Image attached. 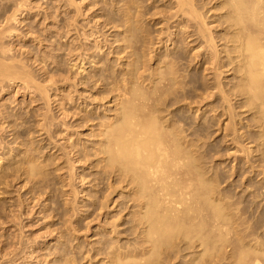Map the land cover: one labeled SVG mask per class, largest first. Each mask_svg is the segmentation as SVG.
Here are the masks:
<instances>
[{"label":"bare ground","instance_id":"1","mask_svg":"<svg viewBox=\"0 0 264 264\" xmlns=\"http://www.w3.org/2000/svg\"><path fill=\"white\" fill-rule=\"evenodd\" d=\"M134 1L135 0H125V2L122 1L123 3L120 4L121 6H119L122 8L121 11L123 10L122 13L120 14L121 19H120V16H118L119 19L122 21L121 22L119 20L121 23V24L120 23L119 24L123 27V29H121L122 34H120L121 38L119 37L120 42L122 41L123 44L121 45V43L118 41L120 43V44L118 43L120 45L119 52H121V53L123 52L125 54V57H129L131 59V60L129 59L130 60L129 63H128V61L126 62V63H128L126 66L128 67L129 71L126 70V71L122 72L123 74L121 73L122 74L121 77H119L116 74L117 75L116 77L125 81L124 83H126L128 85L127 90H126V87H125V90H123V88L120 87L122 90L121 92L125 91V96L123 93L122 96H124V97H120V98L118 97L117 98V101L115 102V107L113 104L109 103L110 105H108V106H113L114 108H112L111 110L108 109L110 112L109 115L102 116V118H99L100 120L97 119L98 122L96 124H97L98 129L94 133L92 132L93 136H96V137L91 139L89 144H86L83 142V144H80V146L78 145L79 148H77L76 150L74 148H76L77 146L74 145L75 143L72 142L73 140L70 141V137L73 134L72 132L74 131V133H75V130L72 129L73 131L71 132V128H68V124L66 126L65 123L63 122L65 127H63L60 132L61 133L63 132V134L67 138L65 140V141H67L66 144L62 146L64 148L63 149V151H64L63 155L66 156V158H65L66 160L64 159L63 161L64 162L67 161V166H66L67 170L63 168L64 164L60 160L61 156H58L56 154L55 155L51 154L50 156L46 157V159L44 161H41V160L38 161V160H35L37 158L33 159V155H32L33 151L31 152L32 154H29L28 151H27V153L22 152V154H19L16 152L17 155H14L15 157L12 159H10V157L12 155V152L14 150H16L15 147H13V149L9 147L10 148V149L8 148L9 150L8 149H7V151L5 150V153H7L6 157H5V153L1 151L2 153H0V195H4V196H2V198L5 197V195H9V194H7L6 188H8L7 185L9 183L8 181H10L9 180L10 176H13L15 174H19V175L22 174V175H24L25 180H31V179L33 180L34 178H39L40 181L39 180H33V181L34 182L35 181L41 182V183H39L40 187H38L36 189L33 186L36 190L33 191L32 187L29 190V191H31V194L33 193L32 198L35 199L34 200L35 203H37L36 201L41 200L40 198H42L43 203H40L41 206H40V204L37 203L40 206L39 212H43L44 208L48 207V210L46 209V211L48 213L47 212L46 213L51 214V215H49V217L53 215L52 212H54V211H55L54 215H57L56 210L59 211L58 208L61 206V204L58 201H56L57 195H56V197H53V194L51 195L55 199V200H53L51 198V196L49 195V193H48L49 196H47V194H46L49 191L51 192L50 184L52 185L53 180H54V179L52 180V178H51L52 176L51 177L49 176L50 180L52 181V182L49 181V182H51L49 184V182L47 181V180H49V177L48 178H46V177H47V175H51L52 173H53L52 175L55 176L56 173H54V172H57V179H58L57 182L59 183V187H58L59 197L61 196V198H62V210L60 209V211H59L62 213V215L59 216V218L62 216L66 217L65 219L63 217H62L63 219L60 218L62 221L64 220V222H63L64 227L66 225L64 231L67 230V233L68 234L70 233L73 236L74 234H77L78 231H81V228H82V227H80V226H82V224L80 225V223L79 224L75 223L76 222V221H74L75 218L79 217L81 215H84L86 213L85 212L84 214H82V212H84L82 209V206H84V204H81V202L84 200L83 196L87 195L89 197L88 204H86V205H88L87 208L90 207L89 212L91 214L89 212L88 213L93 216V218H91V220L93 221V220H95L96 217H97L96 220H98V217H100V215H103V212L105 209H110L109 207L106 208L107 204H108L106 202L107 201L110 202V200H108V198L112 197L111 193H114L116 191V194H117L116 200L114 199L115 200L114 201L113 198L112 199L110 198L111 201L112 200L114 201L113 205L114 204L120 205V209H118L117 212H119V210L124 211L127 209V213L129 215V218L125 220L126 223H128V225H126L127 227H125L124 229L121 228V230H119V232L121 234H122V232H124V233L128 232L131 236L132 235L134 236V241L132 240L133 238L131 239V241H127V242H126V240H128V239L124 240L125 241L124 242V241H121V239H119V237L116 238V236H119V234L116 233L118 229L116 228L117 230L115 232L114 231L115 229L113 228L112 229L113 231H111V232H114V234H117L115 236V238L109 237L110 239H108L104 236L105 239H103V241H102V240H100L101 239L100 237H102V236H100L99 240L102 241V243L100 241H98V242H100V243H98L99 245L95 246L94 249L91 248V249H93V251L89 249L90 251H92V254L90 253V256H89L90 261H92L93 258L97 259L98 263H96L94 261V264H264V262H262V261H264V240L259 239L262 236L261 237L257 236L259 234V232H257L256 229L254 228L255 225L253 228H251V229L249 228L250 229V230H248L249 232L248 231L245 232L246 231V229H245L240 233V231L245 228V226H242L241 224L251 227V224H250L251 219H249L250 221L247 220L246 223L249 222L248 224H246V223L244 224V222L246 221L244 219L245 217L243 218L244 219L243 221L239 220L242 217L238 216L239 215L238 210L234 209V211L235 210L237 211L236 212L237 215L233 214V213H235L233 211V208H238L241 205V203L238 207H235L238 203L235 202L236 200L234 201L236 204L232 201L235 205H231V206H234L231 209L230 208L231 206L229 204L231 200L229 202L227 200H229L228 198L231 199V196L234 193L233 194L231 193L232 195H229L230 193L227 194L228 197L226 196L227 199L224 200L223 199L224 197L221 194L223 193V195H225L226 192H223L224 189H222V191H221L219 188V183L220 182L222 183L225 180L224 181L220 180L219 182L214 181L213 177H215V174L214 175L212 174L213 177H211L212 175H206L205 168L202 166V163H201V165L199 163V161H201L202 157L200 156L201 159H199L200 157L198 158L199 154H197V153L199 152V150L201 148L197 152L198 148H196V145H198V144H196V142H198V141L194 142V140L197 138V136H195V134L198 135V133H196V132L198 130L199 131L201 130L200 126L202 124L200 125V123H199L198 126L200 129L197 127L198 130L195 129L196 132L193 133V132L188 130V128H190L191 125L188 124V126L186 128H183V125L185 126V122H184L185 120L182 121V119H179V118L175 119V117H174L175 114L173 115L175 120H173V117L171 115V114H173L172 112H171V114H169V115H171L172 119L162 115L163 112H161L162 108H160V106L162 105L161 107H164L166 104L164 105V104L160 103V106L158 104L159 101L161 100L162 95H166V96L168 95L169 96L168 93H171V91H173L174 93H177L174 90L176 88L175 86L178 83L177 82L178 76H176V73H175L176 71H178V66H177V69L174 68L175 69L174 70L173 65L174 66L177 65L178 62L175 63L176 59L182 58V54H181L182 49L181 48L183 47V50H184V48L186 46L189 47V51L193 50V52H191L193 54L192 55L193 60H195V59H197V61L199 60L200 66L205 64V67L203 70L204 71H206V70L212 71V76H213L211 83L206 84V86L204 85L205 87H203L204 88L203 92L198 96L199 100H202L204 98H209V97L211 98V96H213V95L214 96L216 95L217 99L219 98V101H221V102L218 103V105H217L218 107H216L214 109V112L217 111V109H219L218 115L222 116V117L224 116V118L227 119L224 126L221 128L222 131L227 130V132H225V137L227 138L226 141L229 140L230 142L235 143L237 145V148H235L234 153L236 150L242 152L241 154H239V152L237 151L238 156L242 155V154L244 156L245 165H246L247 169L249 168V170L245 169L247 172L251 171V173L253 174L255 172L257 173L260 171H264V0H198V1L197 0H173V7L175 8V11H173L172 15L169 12V14L171 15V16L169 15V17L175 18V21L178 22L176 24L177 29H175V31H172V30L169 31L168 33H166V34H168V36L167 35L166 36L168 37L167 41H170V43L177 45V42H179L180 44H179L178 48H177V46L175 47V48H177V51H175V49H174L175 53L172 51L173 53L169 52V54H161L159 56V58L155 57L156 58L155 59V65L152 67V69L150 68L151 71L149 70L152 74L151 75H150V73L147 74L148 77L151 76L150 81H148L149 78L147 76H146V78H148V80L144 76H141L143 73H141V75H140V73L139 74L137 73V75H136L138 68H143V66L141 67V65H140V67H138L139 63L144 64V61H146V60L143 61L144 58L142 59V55H143L142 51H143L144 42H143L142 38H140V37H142V36H140V35H142L141 34L142 29L140 30V27H139L141 25L138 24V22H139L138 11L139 10L137 7L140 6L141 4L137 6V2L136 1L134 2ZM74 2H75V0H74ZM118 2H120V1H118ZM69 3L70 2H68L67 4H69ZM134 3H136V4H134ZM78 5H79V3H78ZM78 5H76V6H78ZM25 6H26L25 0H11V1L0 0V12L4 11L6 8H8V12H9V13H7V11L6 12L4 11L5 16L2 14V17L3 16L4 17L2 20H0V92L3 91L5 87L7 89V87L13 85L14 83L17 84V82H19V81H20V84H22V85L19 84V86H21L20 88H23L26 90L31 88V86L29 84L31 81V75H30L29 71L27 70L28 66H26L24 63H21L20 60L18 61L17 58H15V55L13 56L12 45L4 42L5 40L3 39L4 37H6V38L11 37L12 38L14 36H18V32H19V34L22 33V31H20L17 28L16 24H19V25L22 24L21 20L18 19V15H22V12L24 11L22 9V7H25ZM9 8H10V11H9ZM171 8H172V6H171ZM212 10H217L218 12L216 11L217 13H214L212 15L211 13H209L210 11L213 12ZM162 17H163V15H162ZM137 20H138V22H137ZM214 21L217 23V25L214 26V24H215L214 23L213 27H212V24H210V23H212ZM70 23L71 22H68L66 24V26L69 27L71 25ZM109 23H110V21H109ZM73 24H75V23H73ZM104 25H105V23H104ZM114 26H116V25H114ZM114 26H113V28H114ZM139 30H140V35H139ZM25 33H27V31ZM67 33H69L68 30L66 31L65 34L68 35ZM24 34H22V37ZM30 35L32 36L31 31H30ZM66 35H65V37H66ZM88 35H92V33L91 34L89 33ZM85 37H87V36H85ZM172 37H174V38H172ZM2 39L4 41H2ZM144 39H145V37H144ZM115 40L117 41L118 39H115ZM159 41L160 40L158 39L157 42H159ZM162 46H163V44H162ZM146 48H147V46H146ZM186 48H185V50H186ZM48 49H49V47H48ZM71 49H72V47H71ZM202 49L204 51L203 52L201 51L202 52L201 53L200 50H202ZM75 50L77 51L78 49H75ZM85 50H87V49H85ZM80 51L81 50H79V53H80ZM84 52H86V51H84ZM83 54L85 55L86 53H83ZM118 54H120V53H118ZM43 55H45V54H43ZM81 55L82 54H78L74 58V59L80 61V63H81V64H79L80 66L84 65L83 60H82L83 57ZM152 56H150V57H152ZM88 57H87V59H89ZM93 59L94 58L92 56V59H90V62L93 61ZM100 59L101 58H99V60H96V61L101 62ZM150 59H152V58H150ZM76 60L73 62L71 67L76 65ZM140 60L143 62H141ZM96 61H94V62H96ZM102 61L105 62L104 60H102ZM101 63H99V64H101ZM103 68H104V66H103ZM102 70H105V69H102ZM139 71H140V69H139ZM141 71H142V69H141ZM152 71H154V72H152ZM80 72H82V71H80ZM98 72L101 73V70ZM105 72H109V71L105 70ZM105 72H104V74L108 75V73H105ZM112 72L113 71L109 72L110 76L113 75V74H111ZM101 74L98 75V73H96V76L98 75L97 78H96L95 74L94 75L91 74L92 75L91 77H95L94 82L91 80L93 82V84L95 83V81H97L99 79H100L99 81H101V79L104 76V74L103 75H101ZM138 75H140L141 77H144L145 81H147L150 84L149 87H148V85L146 86L149 88L148 90H147V88L145 89L144 87L143 88L141 87L142 83H140V85H139V82H141V81H138V79L140 80V76H138ZM227 75H232V77L229 79L230 81L225 80L226 82H224L223 79ZM110 76L108 75L109 78H110ZM49 77H51V76H48V79H49ZM85 77L86 76H84V78ZM104 78H106V76H104ZM141 79L143 80V78H141ZM88 80H87V82H88ZM102 80H104V79H102ZM32 81H33V79H32ZM116 81L117 80H115V84H117V87H119L118 86L119 82L116 83ZM98 82H97V84H98ZM77 83H76V85L78 86ZM80 83H84V82L80 81ZM101 83H104V82L102 81ZM85 84L86 83H84L83 85H85ZM91 84L89 83V85H91ZM121 84H123V83H121ZM126 84H124V85H126ZM89 85H85V86H89ZM113 85H114V82H113ZM124 85H120V86L123 87ZM85 86H83V87H85ZM97 86L99 87V85H97ZM105 86H106V84H105ZM114 86L116 87V85H114ZM109 87L111 88L112 86H109ZM74 88H75V85H74ZM47 89L45 88V89H43L44 91L43 90H41V91L42 92L46 91L45 95H46V99L48 100L50 94H47ZM181 89L182 90L184 89L183 86L181 87ZM32 90H34V89H32ZM102 90H101L102 92H104L106 94L108 93V96L110 95V93L113 94L112 91H114L112 89H107V90L102 89ZM182 90H180V91H182ZM25 91L23 90V92H25ZM115 91H116V89H115ZM118 91L119 90H117L116 93L115 92L114 93L117 94ZM184 91H187V90H184ZM34 92H36V91H34ZM121 92H119V93H121ZM173 92H172V94H173ZM98 93L100 94L101 92H98ZM182 93H178V94H182ZM101 95H104V94H101ZM166 96H165V98L168 97V96L167 97ZM174 96L175 95H173L172 98H174ZM178 96L180 98L181 95H178ZM182 96H184V97H181L182 99H180V100L181 101L182 100L187 101L186 102V104H187L186 108L189 110V108H191V105L195 104V102H196L194 99L195 97H191V96H187V95H182ZM196 96H197V94H196ZM79 97H81V96L79 95ZM82 97H83V95H82ZM96 97H97V95H96ZM100 97L102 98V96H100ZM105 97H106V95H105ZM105 97L102 98L104 101H105V99H107ZM101 98H100V100H102ZM170 98H171V96H170ZM83 99H85V97H83ZM40 100H42V98ZM95 100L97 101L98 99H95ZM95 100H94V102H95ZM103 100H102V103L104 102ZM165 100L166 99H164L163 102H166ZM171 101H172L173 105L175 102L179 103V100L176 97H175V99H171L170 102ZM212 102H213V100H212ZM48 104H49V102H48ZM173 105L170 104V106L169 105L168 106L171 107ZM48 107L50 108V105ZM176 107H178V106H176ZM171 108L173 109V107H171ZM84 109H86V108H84ZM167 109H169V108H167ZM180 109H181V107H180ZM198 109L199 108H197L196 111ZM90 110H91V108H90ZM169 110H171V109H169ZM176 110H179V108L178 109L176 108ZM61 111L62 110H60V112ZM165 111H167V110L165 109ZM82 112H84V111L82 110ZM0 113H1V117H3L4 115L2 113H4V112H0ZM46 113L44 112L41 114L40 113L35 114L39 118H37V120H35L37 122H34V123H36L37 129H35V131H34V129H32L33 130V131L31 130L32 132L36 133V131H37V132H40V134L44 132V129L47 126L46 121H45V119H47ZM62 113L65 114L64 112H62ZM94 113H95V111H94ZM107 113L108 112H106V114ZM179 113H180V111H179ZM179 113H176V115ZM203 113H205V112H203ZM85 114L86 113L82 114L84 116H82L80 121L78 118H76V120L72 121V122H74V121L78 120L77 122H75L76 125L69 122L71 124V126H69V127L76 126V127L80 128V126L81 125L83 126L84 123L86 125L90 124V123H88L90 120L88 118L91 117V115H89V117H85L86 116ZM165 114H166V112H165ZM11 115H13V113H11L10 115H6V117L11 116ZM65 115L67 117V114H65ZM1 117H0V119H1ZM6 117L4 116V119ZM18 117H20V116H18ZM10 118L13 119L14 117L11 116ZM10 118H8L7 120L9 121ZM15 120H11V121L14 122ZM50 120H53V119H50ZM223 121L224 120H222V122ZM95 122H96V120H95ZM34 123H32V124L35 125ZM12 124H10V121L7 122L5 128L10 127V129H11L10 131H12L10 133V134H12L11 139H13V144H16L18 136H17V134H15L16 132L13 130V128H15V126H17V124L15 122H14V124H16L15 126H13ZM91 124H93V123L91 122ZM0 125H2V123ZM49 125H52L51 122ZM58 126L60 127V124ZM94 126L96 128V125H94ZM94 126H92V127H94ZM1 127H4V126H0V128ZM76 127L75 128L72 127V128L76 129ZM192 128H190V130H194V128H196V127H194L193 129ZM219 128H220V125H219ZM41 130H43V132ZM187 130L191 134L193 133L196 138L195 137H194V139L188 138L189 135H191V134H189L187 136V132H186ZM18 131H17V133H18ZM47 132H49V131H47ZM28 134H29V132H28ZM37 134H39V133H37ZM63 134H60V135L64 136ZM3 135H5V134H3ZM45 135H46V132H45ZM192 135H191V137H192ZM49 136L51 139V135H49ZM57 136H59V135H57ZM222 136H223V134H222ZM19 137H20V134H19ZM3 139H5V138L3 137ZM24 139H22V140H24ZM42 139L43 138H38L35 140L40 142ZM60 139H61V137H60ZM14 141H16V142H14ZM3 144H4V141H3ZM77 144H78V141H77ZM228 144H230V143H228ZM7 145H8V142H7ZM11 146H12V144H11ZM53 148H55L54 145L49 149H53ZM19 149H20V147H19ZM60 149H61V147H60ZM0 150H1V148H0ZM37 152H38V150H37ZM253 152H255V153L252 154ZM59 155H61V154H59ZM238 156L235 155V157H237V158H238ZM243 156H242V159H243ZM252 156H256V157L258 156V157L257 158L254 157L255 158L254 159V158H252ZM5 159L6 160L8 159V161L9 160H11V161L10 162L7 161L8 163L5 162L6 166L4 168H2V165L4 166L3 160H5ZM233 159L234 158H232V160ZM236 163H238V162H236ZM240 165H241V163H240ZM240 165L235 166L236 170L238 169L240 171L241 168H243V166L245 167V165H243V166H240ZM78 166H79V168H82L80 170V172L78 170ZM84 167H88V169L90 168V170H91V171L89 170L90 171L89 175L91 176L92 179L89 178L88 181H90V180H93V181H91L92 186L90 187L89 191L88 190L86 191L85 176L88 174H86V173H85L86 175L84 174V172H83ZM62 169H64L63 172H65V170L67 171V172H65L66 173L65 176H62L64 173L60 172ZM212 170H213V168H212ZM87 173H88V171H87ZM230 173H232V172H230ZM258 174H262V173L260 172ZM54 176H53V178H56ZM218 176L216 175V178ZM220 178L221 177H219L218 179H220ZM76 179L78 182H80L79 188H77V186L75 187V185L73 184L76 181ZM33 181H32V183H34ZM222 186H220V187L222 188ZM260 187H262V186H260ZM46 189H49V191ZM262 189H264V187L259 189V192H262ZM225 191H227V190H225ZM245 192L247 193V191H245ZM257 193H258V191H257ZM79 194H80V196H78ZM16 195H17V193H16ZM261 195H262V197H264V192H262ZM261 195H259V196H261ZM236 197H237V194H236ZM118 198L119 199L121 198L120 199L121 201L119 200V202H118V200H117ZM233 199H235V198H233ZM262 199H264V198H262ZM18 200H19V197H18ZM48 200H49V203H47ZM225 201L229 204V205H227V203L225 204V205H227V207H229V209L224 205ZM238 201H241V200H238ZM79 203H80V205H79ZM245 203H247V202H244V204ZM244 204L241 205L242 208L243 207L245 208V206L246 205L248 206V204L250 205V203H248L246 205H244ZM247 206H246V208H247ZM23 207H24V205H23ZM249 207L251 208L252 206H249ZM246 208L244 210H246ZM247 209L248 210H246V211L248 212L250 209L249 208H247ZM251 210L253 211V214H254L253 208ZM251 210H250V212H251ZM71 211L73 212V214L68 213ZM241 211H240V213H241ZM108 212H109V210H108ZM243 212H242V214H240V216L241 215L245 216L246 213L244 212V215H243ZM121 213H123V212H120L119 214H121ZM259 213L264 215V213H261V212H259ZM93 214H95V215H93ZM251 214L252 213H250V218H252L254 216L253 214H252L253 216ZM13 215H14V213H13ZM247 215H248V213H247ZM247 215H246V218L248 219ZM257 215H259V214H256V216ZM23 216H24V214H23ZM46 216L47 215L45 214V217ZM94 216H96V217L94 218ZM81 217H83V216H81ZM117 217H119V216H117ZM262 217H264V216H262ZM253 218L255 219V217H253ZM4 219H7V217ZM258 219H261V218L258 217ZM47 220H49V219H47ZM11 221L12 220H10V223H11ZM62 221H61V224H62ZM261 221L258 223L264 224V220H261ZM85 222H87V221H85ZM103 222H105V221H103ZM256 222L257 221L255 220V222L252 223V225L257 224ZM0 223L3 225L2 221ZM115 224H113L114 227H115ZM108 225L110 226V224H108ZM62 226H63V224H62ZM86 226L89 227V225H86ZM239 226L244 227V228H238ZM257 226H259V225L257 224L256 228H257ZM260 226H264V225H260ZM79 227H80V229H79ZM88 227H87V229H88ZM258 228H260V227H258ZM252 229H255V230H252ZM260 230L261 229H259V231ZM50 231H52V228ZM250 231H251V233H250ZM252 231L253 232L256 231L255 233H257V235L255 233H254V235H252L253 234ZM244 232H245V234H243ZM261 233H264V232H261ZM78 234H79V232H78ZM129 234H127V235H129ZM22 235H23V232H22ZM130 235H129V237H130ZM262 235H264V234H262ZM58 236L60 237V234ZM109 236H111V235H109ZM36 237H37V235H36ZM124 237H127V236L125 235ZM262 239H264V237H262ZM56 240H58V239H56ZM71 240H69V241L71 242ZM78 244H79V242H78ZM71 245L73 247L72 242L70 243V246ZM70 246L67 245L66 246L67 248H65V246H64V248H60L58 246L57 247L58 249L55 246L57 251H54V256H56L55 252H57L56 259H57L58 264H74L73 262H75L74 261L75 258L70 259V255L72 253L68 256V254L72 251V250L71 251L69 250ZM61 247H63V245ZM3 249H5V248H3ZM78 249H76V250H78ZM81 250H82V248H81ZM67 251H68V253H67ZM80 253H82V252H80ZM80 255L83 256V259H84V255H82V254H80ZM80 255H77V256H80ZM87 255H89V253ZM54 256H53V260L56 262ZM81 256H80V258H81ZM1 261H2V259H1ZM77 261L78 260H76V262ZM90 261H88V262H90ZM79 263H80V261H79ZM92 263H93V261H92ZM76 264H78V263H76Z\"/></svg>","mask_w":264,"mask_h":264},{"label":"rangeland","instance_id":"2","mask_svg":"<svg viewBox=\"0 0 264 264\" xmlns=\"http://www.w3.org/2000/svg\"><path fill=\"white\" fill-rule=\"evenodd\" d=\"M3 1H5V0H3ZM9 1H11V0H9ZM110 1L109 0H84V1L83 0H79V1L75 0V2H74V0L73 1L72 0H25L26 6L22 7V9L24 11L22 12V15H18V19L21 20L22 24L21 23H20L21 25L16 24L17 28L20 31H22V33L19 34V32H18V36L19 37L18 36H14L12 38L11 37L10 38L9 37L8 38L4 37L3 39L5 41L3 39H2V41L12 45V54H13V56L15 55V58H17L18 61L20 60L21 63H24L26 66H28L27 70L29 71V73L31 75V81H32V79H33V81L32 82L30 81L29 84H30L31 88H29L28 90L20 88L21 86H19V84H20V81H19V82H17V84L14 83L13 85L7 87V89L5 87L4 90L0 92V109H1L0 112H4L2 114L5 117H6V115H10L11 113H13V115H11V116L14 117L13 119L10 118L11 116H7V117L10 118L9 119L10 124L13 123L12 124L13 126H15L17 124V126H15V128L17 130L15 128H13V130L16 132L15 134H17V136H18L17 142L14 141V142H16V144H13V139H11L12 134H10L12 131H10L11 130L10 127L9 128L8 127L5 128L7 122H9L7 120L8 118L6 117L5 118L6 120H5L4 116L1 117V113H0V117H1L0 124L2 123V125H0V126H4V127H1L2 129L0 128L1 129L0 130L1 131L0 132V144H1L0 145V148H1L0 153H2V152L5 153V150L7 151V149L9 147L12 148V149H13V147H15L16 150H14L12 152V155H11L10 159L14 158L15 157L14 155H17V153L22 154V152H26L27 153V151H28L29 154L33 153L32 154L33 155V159L37 158L35 160H38V161H40V160L44 161L46 159V157L50 156L51 154H54V155L56 154L58 156H61L60 160L63 162L64 165L62 163L61 164L64 166L63 168L67 170V167H66L67 166V161L66 162L63 161L66 158V156L63 155L64 154V151H63L64 148L62 147L63 145L66 144L67 141H65V140L67 138L63 134V132L62 133L60 132L61 129L63 127H65L64 123H65L66 126L68 124V128H71V132L73 130H75V133H74V131L72 132L73 133L71 135L72 138L70 137V141L73 140L72 142L75 143L74 144L75 146H77L76 148H74L75 150L77 148H79L78 145L80 146V144H83V142L86 143V144H89L91 139L96 137V136H93L92 132L94 133L98 129L97 124H96L98 122L97 119L102 118V116L109 115L110 112H109L108 109L111 110L112 108L115 107V102L117 101V98L125 96V91L121 92L122 91L121 88H123V90H125V87H126V90H127L128 85L126 83H124L125 81L121 80L120 78H118L116 76L118 75L119 77H121L122 74H123L122 72L128 70V67L126 65L131 60L129 57H125V54L123 52L122 53L119 52V50H120V48H119L120 45L119 44L120 43H121V45L123 44V42L122 41L120 42V39H119V37L121 38L120 34H122V32H121L122 30L121 29H123V27L120 25L121 24L120 23V21H121L120 20L121 19L120 14L122 13L123 10L121 11L122 8L119 7V6H121L120 4L123 3L122 1L125 2V0H118L121 3L118 2L117 0H114V1L110 0ZM135 1L137 2V6L141 4L140 6L137 7L138 10H139L138 11V20H139V22H138V20H137V22H138L139 25H141L139 27H140V30L142 29V31H141L142 35H140V30H139V35L142 36L140 38H142V40L144 42L143 51H142V54H143L142 55V59L144 58L143 61L146 60V61H144V64L139 63L138 67H140V65H141V67L143 66V68H138V71L136 72V75H137V73L138 74L140 73V75H141V73H143L144 75L142 74L141 76H144L146 78L147 74H149V73H150V75L152 74L150 71H151L152 67L155 65V59L157 57L159 58V56L161 54H169V52L173 53L174 49H175V51H177V48H178L180 43L177 42V45H174L173 43H170V41H167L168 34H166V33H168L171 30L175 31V29H177L176 24L178 22L175 21V18H170L169 17V15H170L169 12L172 15L173 11H175V8L173 7V0H135ZM68 2H70V3L67 4ZM78 3H79V5H78ZM134 4H136V3H134ZM76 5H78V6H76ZM171 6H172L173 9L171 8ZM4 11L5 12L7 11V13H9L8 12V8H6ZM4 11H2L3 13L0 12V14H1L0 15L1 19L0 20H2L3 17L5 16L4 15L5 14ZM9 11H10V8H9ZM212 11L213 12H211V11L209 12L212 15L214 13L218 12L217 10H212ZM2 14L4 15L3 17H2ZM162 15H163V17H162ZM118 16H120V19H119ZM109 21H110V23H109ZM68 22H71L70 23L71 25L69 27L66 26V24ZM73 23H75V24H73ZM104 23H105V25H104ZM210 24H212V27H213V24H214V26L217 25V23L215 21L210 23ZM114 25H116V26H114ZM113 26H114L115 29L113 28ZM67 30L69 31V33H67L68 35L65 34ZM26 31H27V33H25ZM30 31L32 33V36L30 35ZM89 33L90 34L92 33V35H88ZM22 34H24L25 36L23 35V37H22ZM65 35H66V37H65ZM85 36H87V37H85ZM144 37H145V39H144ZM172 38H174V37H172ZM115 39H118V40L116 41ZM158 39L160 40L159 42H157ZM162 44H163V46H162ZM146 46H147V48H146ZM176 46H177V48H175ZM48 47H49L50 50L48 49ZM71 47H72V49H71ZM84 48L87 49V50H85ZM185 48H184V50H183V47L181 48L182 49L181 50L182 58L181 59L179 58L181 61L179 59H176L175 63H177V62L178 63H177L176 66L173 65V69L174 68L177 69V66H178V71H176V72L174 71L176 73V76H178V78H177V80H178L177 81L178 82L177 85L178 86L176 85L175 86L176 88L174 87L175 88L174 91L177 92V93H174L173 91H171V93H168L169 94V96L167 95L168 97L166 95H162L161 100L162 99L163 100L166 99L165 100L166 102H163V100L162 101L160 100L161 102L159 101V103H158L159 106H160V103L164 104V105L166 104L165 106L163 105L164 107H161L162 105L160 106V108H162L161 112H163L162 115L172 119L173 115L175 114L174 115L175 119L179 118V119H182V121L185 120L184 121L185 122V126L183 125V128H186L188 126V124L191 125L190 128L196 127V128H194V130H190V128H188V130L193 132V133L196 132L195 129L198 130L199 123H200V125L202 124L200 126L201 130L200 131L198 130L196 132V133H198V135L195 134V136H197V138L194 136L193 133H192L193 134L192 135L188 130L186 131L187 132V136L189 134L192 135V137H191V135H189L188 138H193L194 139V137H195L197 139V140L196 139L194 140V142L198 141V142H196V144H198V145H196V148H198L197 152L201 148L199 150V152L197 153V154H199L198 158L200 156L202 157V159H201V157L199 158V159H201V161H199L200 165L202 163V166L205 168L206 175H212V174L214 175L215 174V177H213V175L211 176V177H213L214 181L219 182L220 180H222V181L225 180L224 182H222V183L220 182L219 183V188H220L221 191H222V189H224L223 192H226L225 195H223V193L221 194L224 197L223 198L224 200L227 199V197H228L227 194L230 193L229 195H232L234 193L231 196V199L228 198L229 200H227L228 202L231 200L230 203H229L230 206L231 205H235L236 203H238L235 206V207H238L240 205V203L242 205V204H244V202H247L244 205L250 203V205L249 204H248V206L246 205L247 208H249L250 210L253 208L254 214H253L252 210H251V212H250V210L247 212L246 210H248V209L246 208V206H245L246 210H244L245 208L243 207L244 208L243 209L241 207V205L238 208H233L234 206L230 207L231 209L233 208V211H234V209L238 210V212H239L238 216L242 217L239 220H241V221H243L244 219L246 220L244 222V224L247 222V220L251 219V222H250L251 227H249L247 225H243V224H241V225L245 226V228L241 227V226L238 227V228H244V229H242L240 231V233L243 230H245V229H246L245 232H247L248 230L253 228L254 225H255L254 228L256 229L257 232H259V234L257 235V233H255L256 231L255 232L252 231L253 232L252 235H254V233H255L258 237L259 236L260 237L261 236L264 237V235H262L264 233H261V232H264V226H260V225H264V224L258 223L261 220H264V217H262L264 215L259 213V212L264 213V199H262L264 197H262V195H261V193L264 192V189H262V192H259V189L264 187V171H260L262 174H258L260 172H257V173L255 172L253 174L251 173V171L247 172L245 170V169H247V167L245 165V159H244L243 154L238 156V152H239V154H241L242 152L236 150L235 153H234V150H235V148H237V145L235 143L230 142L229 140L226 141L227 138L225 137V132H227V130L226 131L225 130L222 131L221 128L224 126V124L227 121V119H225L224 116L222 117V116L218 115L219 109H217V111L214 112V109L216 107H218L217 106L218 103L221 102V101H219V98L217 99V96L215 95L216 96L215 97L213 95V96H211V98L209 97V98H204L205 100L204 99L199 100L198 96L203 92V90H204L203 87H205L206 84L211 83V81L213 79L212 71H210V70L209 71L208 70L204 71L203 69L205 67V64L200 66L199 60L198 61H197V59L193 60V56H192L193 54L191 53V52H193V50L189 51V47H187L186 50H185ZM75 49H78L77 50L78 52ZM79 50H81L80 53H79ZM83 50L86 51V52H84ZM201 51L203 52L204 50L202 49V50H200V52ZM117 52L120 53V54H118ZM77 53L78 54H82L81 56L84 58V59L82 58L84 65L80 66L79 65V64H81L80 61L74 59L75 56L78 55ZM83 53H86V54L84 55ZM43 54H45V55H43ZM92 56H93L94 59H93V61H91L92 62L91 63L90 59H92ZM150 56H152V57H150ZM87 57L89 59H87ZM99 58H101L100 60H101L102 63L100 61L99 62L96 61V60H99ZM150 58H152V59H150ZM75 60H76V65L71 67V65L73 64V62ZM102 60H104L105 62H103ZM94 61H96L97 63L94 62ZM127 61H128V63H126ZM143 61H141V62H143ZM99 63H101V64H99ZM103 66H104V68H103ZM102 69H105V70H107L109 72L113 71L111 73L113 75L110 76L109 72H105V70H102ZM139 69H140V71L142 69L143 72L142 71L140 72ZM100 70H101V73L103 71L105 73H108L110 78L108 77V75H105L104 72L102 74L100 72H98ZM80 71H82V72H80ZM152 72H154V71H152ZM96 73H98V75L99 74H101V75L104 74V76H106V78H104V76H103L102 79H104V80L101 79V81H99L100 80L99 79V80L95 81V83L93 84L95 77H91V76L94 75V74L96 76ZM140 75H138V76H140ZM48 76H51V77H49V79H48ZM84 76H86V77L84 78ZM97 76H96V78H97ZM141 76H140V80L138 79V81H141V82H139V85H140V83H142L141 87L142 88L144 87L145 89L147 88V90H148L149 89L148 87H149L150 84L147 81H145L144 77H141ZM227 76L223 79L224 82H226L227 80L230 81L229 79L232 77V75H227ZM141 78H143V80ZM148 78H149V80H148ZM148 78H146V79L148 81H150L151 76H149ZM87 80H88V82H87ZM115 80H117L116 83L119 82L118 83L119 87H117V84H115ZM80 81H83L84 83H86L85 85H89V83L90 84L92 83L93 85L91 84L89 86H85V85H83L84 83H80ZM102 81L104 83H101ZM97 82H98V84H97ZM113 82H114V85H116L117 88L113 85ZM76 83L78 84V86L76 85ZM121 83H123V84H121ZM96 84L99 85V87ZM105 84H106V86H105ZM124 84H126V85H124ZM20 85H22V84H20ZM74 85H75V88H74ZM120 85H124V86L122 87ZM147 85H148V87H146ZM83 86H85V87H83ZM109 86H112V87L110 88ZM180 86L181 87L183 86L184 89L182 90ZM45 88L46 89L48 88L47 89V94H50L48 100L46 99V95H45L46 91L45 92L41 91V90H43ZM32 89H34V90H32ZM102 89H104V90L112 89V90H114V91H112V93L114 95L110 93V95L108 96V93L106 94V93L102 92L103 91ZM115 89H116V91L119 90L117 92V94L119 96L117 94H115L116 93ZM23 90L24 91L26 90V91L23 92ZM180 90H182V91H180ZM184 90H187V91H184ZM34 91H36V92H34ZM98 92H101V93L99 94ZM119 92H121V93H119ZM172 92H173V94H172ZM123 93H124V96H122ZM178 93H182V94H178ZM101 94H104V95H101ZM196 94H197V96H196ZM79 95L81 97L83 95V97H85V99H83V97L82 98L79 97ZM96 95H97V97H96ZM105 95H106V97H105ZM173 95H175L174 98H172ZM178 95H181L180 98H179ZM182 95L195 97L194 98L195 101L196 102L198 100L199 101L197 103L195 102V104H192L191 108H189V110H188L186 108L187 107L186 106L187 105L186 104L187 101L186 100H182V101L180 100V99H182L181 97H184ZM100 96H102V98L105 97L107 99L104 98L105 99V101H104ZM165 96L167 98H165ZM170 96H171V98H170ZM175 97L178 98L179 103L175 102L174 105H173V103H172L173 100L171 102H170V100L171 99H175ZM41 98H42V100H40ZM100 98L104 101L103 103H102V100H100ZM95 99H98V100L96 101ZM94 100H95V102H94ZM212 100H213V102H212ZM48 102H49V104H48ZM109 103L113 104L114 107L113 106H108V105H110ZM167 104L169 106H170V104L173 105V106H171V107H173V109L171 107H169ZM49 105H50V108L48 107ZM213 105L214 106L216 105V106L214 107ZM176 106H178V107H176ZM83 107L86 108V109H84ZM166 107L171 109V110L167 109ZM180 107H181V109H180ZM90 108H91V110H90ZM176 108L177 109L179 108V110H176ZM195 108L196 109L199 108V109L196 111ZM165 109L167 111H165ZM60 110H62V111L60 112ZM82 110L84 112H82ZM94 111H95V113H94ZM173 111L174 112L176 111V112L174 113ZM179 111H180V113H179ZM44 112L45 113L47 112L46 113V115H47L46 118L47 119H45L47 126L45 127V129L43 128L44 132H43V130H41L43 132L41 134H40V132H37V131H36V133L32 132L33 131L32 129H34V131H35V129H37L36 123H34V122H37L35 120H37V118H39L35 114H37V113L41 114V113H44ZM62 112L67 114V117ZM106 112H108V113L106 114ZM165 112H166L167 115L165 114ZM171 112L173 114H171ZM203 112H205V113H203ZM84 113H86L85 117H89V115H91V117L88 118V119H90L89 122H88L90 124L86 125L84 123L83 126L81 125L82 127L80 126V128L76 127V126H72L74 128L76 127L77 130L72 128V127H69V126H71L70 123H73V124L76 125L75 122H77L78 120L74 121V122H72V121L76 120V118H78L79 121H80L82 116H84V115H82ZM176 113H179V114L176 115ZM169 114H171L172 117ZM18 116H20V117H18ZM174 117H173V120H175ZM50 119H53V120H50ZM11 120H15L14 122L16 124H14V122L11 121ZM95 120H96V122H95ZM222 120H224V121L222 122ZM49 121L51 122L52 125H49L50 124ZM91 122L94 125H96V128H95V126L93 124H91ZM32 123H34L35 125H33ZM59 124H60V127L58 126ZM218 124L220 125V128H219ZM92 126H94V127H92ZM17 131L20 134L21 138L19 137V134L17 133ZM27 131L29 132V134L31 132L33 134L31 133L29 135ZM47 131H49V132H47ZM45 132H46V135H45ZM37 133H39V134H37ZM1 134L2 135L5 134V135L2 136ZM60 134H63L64 136H62ZM222 134H223V136H222ZM49 135H51V139H50ZM57 135H59V136H57ZM89 135L90 136L92 135V136L90 137ZM3 137L5 139H3ZM60 137H61V139H60ZM38 138H43V139L39 142V141L35 140V139H38ZM22 139H24V140H22ZM2 140L4 141L5 145L3 144ZM77 141H78V144H77ZM7 142H8V145H7ZM228 143H230V144H228ZM11 144H12V146H11ZM53 145H54L55 148L49 149ZM16 146L17 147L19 146L20 149H19V147L17 148ZM60 147H61V149H60ZM37 150H38V152H37ZM233 153L236 156H238V158L235 157V155ZM254 153L255 152H253L252 154H254ZM59 154H61V155H59ZM6 156H7V153H5V157ZM242 156H243V159H242ZM254 157H256V156H252V158H254ZM232 158H234L235 160L234 159L232 160ZM3 161H4V166L2 165V168H4L6 166V163L10 162L11 160L8 161V159L7 160L5 159ZM236 162H238V163H236ZM240 163H241V165H240ZM238 165H240V166L245 165V167L243 166V168H241V170L239 171L238 169L236 170V168H235V166H238ZM212 168H213V170H212ZM64 169H62L60 171V172L64 173L62 176H65V174H66L65 172H67L66 170H65V172H63ZM81 169L82 168H79V166H78L79 172H80ZM89 170H90V168L88 169V167H84V170H83L84 174L85 173L88 174V175L85 174L86 175L85 176V179H86L85 180L86 181L85 182L86 183L85 184L86 191L90 190V187L92 186V184H91L92 182L91 181H93V180L88 181L89 178H91V176L89 175V172L91 170L90 171ZM247 170H249V168ZM87 171H88V173H87ZM230 172H232V173H230ZM54 173H56L55 176L52 175L53 173L52 174L50 173L51 175H47V177H46V178H48L49 176L50 177L52 176L51 177L52 180L54 179L52 185L50 184L52 182L50 180V177H49V180L46 179L48 182L51 181V182H49L50 187H51V192L49 191V189H46V190L49 191V192L46 191L47 192L46 194H47V196H49V195L51 196L53 194V197H56V195H57L56 201H58L61 204V206L58 208L59 211H60V209L62 210V198H61V196L59 197V191H58L59 183L57 182L58 181L57 172H54ZM216 175L217 176L219 175V176L216 178ZM53 176L56 177V178H53ZM219 177H221V178L218 179ZM9 180L10 181H8L9 183L7 185L8 188H6V189H7V194H9L10 196L9 195H5V197L2 198V196H4V195H0V204H1L0 205V222L1 221L3 222V225L0 223V244H1L0 245V264H26V263L27 264H58L57 263V259H56L57 252H55L56 256H54V251H57V249H58L57 247L58 246L60 248H64V246H65V248H67L66 246L67 245L70 246L71 242L73 244V247H72V245L70 246L71 248L69 247V250L70 251L72 250L68 254V256H69L72 253L71 254L72 256L70 255V259H74L75 258L74 261L76 262V260H78L76 262L78 264H87V263L88 264L89 263L90 264H94V261L96 263H98L96 258H95L96 260L94 258H93L94 260L92 259L93 263H92V261H90V259H89L90 253L92 254V251H93L94 247L98 246L99 245L98 243H100V242L102 243V241H103V239H105V237L108 238V239H110L109 237L115 238V236L117 234H114V232H111V231H113L112 230L113 228L115 229L114 230L115 232L118 229L116 233H118L119 236H116V238L119 237V239H121V241H124V240L128 239V240H126V242L127 241H131V239L133 238L132 240L134 241V236L133 235L131 236L128 232L127 233L122 232V234L119 232V230H121V228L124 229L125 227H127L126 225H128V223H126L125 220L129 218V215L127 213V209L124 210V211L123 210L122 211L119 210V212H117L118 209H120V205H116V204L113 205V202L117 198L116 191L114 193H111L112 197L108 198V200H110V202L109 201L106 202V203H108L106 208L109 207L110 209H105L104 212H103V215H100V217H98V220H96L97 217L94 216V218L95 217L96 218L93 221L91 220V218H93V216L90 215L91 213L89 212L90 207L87 208L88 205H86V204H88L89 197L87 195H86L87 197L83 196L84 200L81 202V204H84V206H82V209H83L84 212H82V214H84L85 212L86 213L84 215H81L84 218L79 216V217H76L75 220H74V221H76L75 223H78V224L80 223V225L82 224V226L79 225L82 228H81V231H78L79 234L77 232L78 235L74 234L72 236V234H70V233L68 234L67 233V230L64 231L66 225L64 227V223H63L64 220L62 221L60 218L63 217L65 219L66 217L62 216V217L59 218V216L62 215L61 212L56 210V214L57 215H54V213H55V211H54V212H52V214L54 216L52 215L50 217H49V215H51V214H47L48 212L46 211V209L48 210V207H45L43 212H39V208L41 206L40 203H43L42 202V198H40L41 200L36 201L38 204H40V206H39L37 203H35V201H34L35 199L32 198L33 197L32 196L33 193L31 194V191H29L31 187H32L33 191H35L38 187H40L39 183H41V182H36L35 181L36 182L35 183L33 181V180H39V178H34L33 180L32 179L31 180H25L24 175L15 174L13 176H10ZM32 181L35 184L32 183ZM73 184L75 185V187L77 186V188H79L80 182H78L77 179H76V181ZM220 186H222V188ZM260 186H262V187H260ZM255 189L258 191V193H257V191ZM225 190H227V191H225ZM245 191H247V193ZM16 193H17V195H16ZM48 193H49V195H48ZM236 194H237V197H236ZM258 194L261 195V196H259ZM78 196H80V194ZM18 197H19V200H18ZM53 197L51 196V198L53 200H55ZM110 198L111 199L113 198V200L114 199L115 200L111 201ZM233 198H235V199H233ZM120 199L119 198L117 199L118 202H119ZM237 199L241 200V201H238ZM232 201L233 202L235 201L236 203L234 202L235 203L234 204ZM47 203H49V200H48ZM226 203L227 202L225 201L224 205ZM229 204L227 203V205H229ZM23 205H24V207H23ZM79 205H80V203H79ZM227 205H225V206L227 207ZM249 206H252V207L250 208ZM227 208L229 209V207H227ZM108 210H109V212H108ZM236 210L234 211L235 213H233V214L237 215V213H236L237 211ZM239 210L240 211L242 210L241 213H240ZM243 211L246 213L245 216H242V215L240 216V214H242ZM120 212H123V213L119 214ZM244 212H243V215H244ZM13 213H14V215H13ZM68 213L73 214L72 211L68 212ZM247 213H248L249 216L247 215ZM250 213H252L254 215L253 216L251 214L253 217H255V219L252 216L251 217L253 219L250 218ZM23 214H24V216H23ZM45 214L47 215L46 217H45ZM256 214H259V215L256 216ZM93 215H95V214H93ZM246 215H247L248 219L246 218ZM117 216H119L120 218L117 217ZM6 217H7V219H4ZM258 217H260L261 219H258ZM47 219H49V220H47ZM10 220H12L11 223H10ZM255 220L257 221L256 223L259 225V226H257V228H256L257 224H253L252 225V223H254ZM61 221H62L63 226L61 224ZM85 221H87L89 224L87 222H85ZM103 221H105V222H103ZM248 223H246V224H248ZM85 224L89 225V227L86 226ZM108 224H110V226ZM113 224H115V227H114ZM80 227H79V229H80ZM87 227H88V229H87ZM258 227H260V228H258ZM51 228H52L53 232L50 231ZM255 229H252V230H255ZM259 229H261V230L259 231ZM22 232H23V235H22ZM245 232L243 234H245ZM250 233H251V231H250ZM59 234H60L61 238L58 236ZM127 234H129L130 237ZM36 235H37V237H36ZM109 235H111V236H109ZM125 235L127 237H124ZM100 236H102V237H100ZM262 237L259 238V239L264 240V239H262ZM56 239H58V240H56ZM99 239L102 240V241H100ZM69 240H71V242ZM98 241H100V242H98ZM78 242H79V244H78ZM62 245H63V247H61ZM55 246H56L57 249L55 248ZM80 247L82 248V250H81ZM3 248H5V249H3ZM91 248H93V249H91ZM76 249H78V250H76ZM89 249L92 250V251H90ZM86 250L87 251L89 250V251L87 252ZM80 252H82V253H80ZM67 253H68V251H67ZM88 253H89V255H87ZM80 254L84 255V259L85 258L86 259L84 260L83 256H81ZM77 255H80L81 258H80V256H77ZM53 256H54L56 262L53 260ZM1 259H2L3 262L1 261ZM79 261H80V263H79ZM88 261H90V262H88ZM75 262H73V263L76 264ZM262 262H264V261H262Z\"/></svg>","mask_w":264,"mask_h":264}]
</instances>
